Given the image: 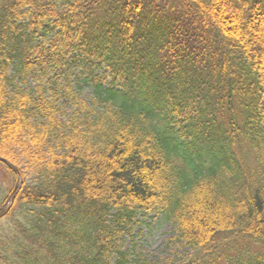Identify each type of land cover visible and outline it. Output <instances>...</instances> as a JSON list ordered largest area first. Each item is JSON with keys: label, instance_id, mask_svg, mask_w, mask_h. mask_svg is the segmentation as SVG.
Masks as SVG:
<instances>
[{"label": "trees", "instance_id": "obj_1", "mask_svg": "<svg viewBox=\"0 0 264 264\" xmlns=\"http://www.w3.org/2000/svg\"><path fill=\"white\" fill-rule=\"evenodd\" d=\"M0 157V264H264V0H0Z\"/></svg>", "mask_w": 264, "mask_h": 264}, {"label": "rangeland", "instance_id": "obj_2", "mask_svg": "<svg viewBox=\"0 0 264 264\" xmlns=\"http://www.w3.org/2000/svg\"><path fill=\"white\" fill-rule=\"evenodd\" d=\"M2 175L0 174V176ZM5 177L8 179L7 176ZM0 192V202H2L9 194L8 192L3 193L1 187ZM137 221L132 237L126 238V249H131L135 245L136 251L142 252L151 260L163 262V264L173 258V253L183 254L182 249L176 243L169 242L175 236V231L172 225L162 218L160 213L150 212L146 217L139 216Z\"/></svg>", "mask_w": 264, "mask_h": 264}, {"label": "water", "instance_id": "obj_3", "mask_svg": "<svg viewBox=\"0 0 264 264\" xmlns=\"http://www.w3.org/2000/svg\"><path fill=\"white\" fill-rule=\"evenodd\" d=\"M0 162L4 163L8 167H10L17 175L16 186H15L13 192L11 193L7 204L2 208V210L0 212V219H2L9 213V211L13 207V205L15 203L16 195H17L18 191L20 190V188H21V186L23 184V178H22L21 172H20V170L18 169L17 166H15L14 164H12L11 162H9L8 160H6V159H4L2 157H0Z\"/></svg>", "mask_w": 264, "mask_h": 264}]
</instances>
